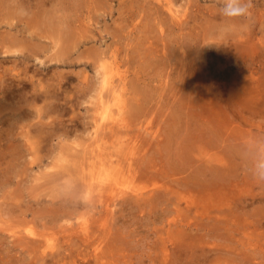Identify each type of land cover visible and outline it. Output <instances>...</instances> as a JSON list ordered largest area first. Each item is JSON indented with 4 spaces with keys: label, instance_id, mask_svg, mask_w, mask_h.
<instances>
[{
    "label": "rangeland",
    "instance_id": "1",
    "mask_svg": "<svg viewBox=\"0 0 264 264\" xmlns=\"http://www.w3.org/2000/svg\"><path fill=\"white\" fill-rule=\"evenodd\" d=\"M2 1H0V14L3 11L6 12L1 7ZM54 1L42 0V7L48 10L47 13L52 10L48 16L49 13L46 15L42 8V19L46 16V21L48 19V22H51V16H53V24L50 22L49 24L44 19L42 33L37 29H40L37 24L35 27L30 26L29 31L34 29L33 33H41L42 36L33 34L32 38L23 41L27 43L25 53L29 58L26 60L19 57V62L23 61L22 65L16 61L17 57L12 52L11 56L7 57L0 52V71L2 72L0 76L3 75L0 110L5 111L0 112V264H264V183L252 178L245 162V156L253 150L254 142L264 141V96L262 94L264 93V61H262L264 52L259 53V50L264 48V0H251L252 7L247 17L237 18L239 20H224L223 17L216 21L214 17L208 16L211 20L208 19L209 23L204 18H207L209 12L213 14L215 12L214 15L219 13L217 0H183L182 4L180 0H174L176 8H181L183 4L186 6L185 14L182 16V20H185L180 22L184 24L181 25H175L172 22L169 18L171 15L169 16L170 13L165 7L160 8L161 14H155L159 11L158 7L163 4L161 3L163 1L159 0H149L146 3V0H73L74 4L72 0ZM103 2L106 4L104 5ZM32 3L35 6L31 4L27 9L31 16L38 10L36 4L39 0H32ZM55 3L58 6V12H53ZM152 4L158 9L154 8L156 11L153 14L151 13L153 8L148 9ZM68 6L71 9L67 11ZM200 7L202 11H205L202 12ZM28 12L25 11V15L27 13L29 18ZM196 13L202 14L198 17ZM38 16L41 19L40 15H35L36 18ZM56 18L65 25L68 24L66 21L68 19L69 27L62 26L60 20ZM149 19L150 21L152 19V23L148 21ZM160 23L162 26L159 25ZM22 24L24 22H20V26ZM46 25L50 30L53 28L52 32L56 30V34L51 35L50 30L48 33ZM61 28H63L62 33H60ZM66 28L71 31L64 33ZM6 29L4 24L0 25V31L4 30V34ZM43 30L48 34L43 33ZM27 34H29L28 30ZM44 34L49 36H43ZM63 35L66 38L72 37L67 40ZM2 37L0 33V38ZM40 37L42 38L38 39ZM61 39L64 41L65 48L62 43L60 44ZM34 40L38 41L36 43L39 46ZM32 41L34 44H29ZM196 42L204 46L199 44L198 47ZM30 45L33 48H28ZM34 45L37 47L35 48ZM247 45H251L254 52L246 48L242 50ZM41 46L42 50L39 48ZM34 52L37 56L32 54ZM197 54L202 56L199 57ZM192 55L194 58L196 56L199 59L202 58L204 62L203 77L209 90H207V96L202 99V108L196 105L198 107L194 110L195 113L200 110L204 112V115L196 114L197 119L192 115L194 117L192 120H195L192 121L191 127L193 126V129L196 127L197 120L206 127V117H210L212 115L210 112L214 109L218 112L217 116L221 121H225L226 118L229 120L231 117L237 143L235 142L234 153H229L230 142L224 127L219 132L220 137L216 136L212 139L216 141L212 142L214 146L211 144L210 152L208 151L204 157L205 160H200L199 157L197 160L194 157V160L190 158V163H185L183 162L185 158L175 157L180 147L177 142L170 141L171 146H169L165 139V136L171 133L164 121L167 120V114L170 111H175L185 93L191 94L190 98L195 99L193 89L181 88L182 94L178 91L180 90L179 82H181L178 80H181L180 74L183 73L181 63L187 62ZM164 56L170 59H165ZM3 58L8 62L2 60ZM160 61H162L161 64ZM100 62L108 64L109 69L118 66L127 75L126 81L129 84L122 97L126 102V113L120 112L118 105L123 101L115 99L108 104V113L104 115L106 118L102 123L104 126L113 122L123 124L121 130L124 134L121 136L132 135L136 139V142L134 139L131 144L107 142L105 151L111 152L121 161L131 156L133 152L134 161L138 160L135 161L134 167L137 166L142 173L137 176L134 183L142 187V191H149L150 194L152 193L150 190L155 189L153 192L156 194H164L166 189L164 182H166L174 189H178V192L169 193L161 203L159 201L155 206L147 205L141 208H130V205L124 201L125 198L135 194L134 191L119 192V195L110 197V202L113 204H111V211L97 212L93 216L92 211H88L89 209L83 205L87 200L82 196L78 197L82 201V206L78 205L73 210L69 207L67 199L71 195V187L67 182L69 178L75 179L79 174L77 165L71 163L70 153L77 148L81 150L82 145L89 141L94 129L95 122L93 124L92 115L95 113L96 99H93V94L96 93L98 84H101V80L98 79L101 78L99 72L102 70L101 67H99L100 71L98 69ZM165 62H170L171 65ZM164 64L168 65L165 69ZM206 65H210L211 68ZM16 66L19 68H15ZM246 75L250 78L248 79ZM115 78L118 79V75H114ZM176 78L178 82H175ZM164 80H166L165 83ZM231 83H238L234 90L232 89L233 91L230 88ZM253 91L254 93H251ZM10 93L14 97L10 96ZM24 95H27L26 98ZM137 96H140L139 99ZM34 97L35 100H33ZM10 99L15 102H10ZM29 102L32 105H29ZM8 107L12 108V111L16 108V112L12 113ZM188 118L191 119V117ZM4 127L9 129L6 128V130ZM25 130L28 131V135ZM35 131L39 133L36 134ZM209 137L202 140V143L210 142ZM40 138L42 140H39ZM157 141H161L159 147L156 145ZM77 143L78 145L73 148V145ZM164 146L169 148H163ZM161 147L168 151L162 149L161 151ZM149 149L152 153L147 152ZM215 152L220 158L217 164L221 173L218 175L217 192L209 190L207 194V189L191 183L184 185V182L179 181L180 178L186 177L184 175H187L189 181L195 166H211L206 163V158ZM163 153L173 155V158ZM144 154L147 156V162ZM235 154L238 156L234 157ZM176 160L178 164L180 163L179 165L176 164ZM164 166L173 167V171L169 172L172 176L165 178L164 175L158 174ZM212 170L215 173L216 169L212 168ZM213 172H211L212 175H214ZM69 174H71L70 177H68ZM209 174L206 178L210 177ZM149 194L145 196H150ZM141 198L145 197L141 196ZM98 208L101 209V206L99 205ZM66 210L73 211L72 216L65 214ZM63 212H65L64 215ZM84 219H88L89 230L95 231L93 236L96 240L95 245L101 241L100 247L106 258L100 262L94 254L95 246L88 247V241L81 244L79 238L76 239L79 236L68 241L65 238L69 228L78 227ZM30 230L38 235H31ZM18 232L24 234L20 235ZM40 233L42 235H39ZM32 238L41 240L43 247L39 248V252L35 249L37 246L33 247L36 244ZM20 240H27V243L19 242ZM45 240L50 244L53 243V246L46 247ZM36 243L39 244V242Z\"/></svg>",
    "mask_w": 264,
    "mask_h": 264
},
{
    "label": "bare ground",
    "instance_id": "2",
    "mask_svg": "<svg viewBox=\"0 0 264 264\" xmlns=\"http://www.w3.org/2000/svg\"><path fill=\"white\" fill-rule=\"evenodd\" d=\"M1 1V0H0ZM35 1V0H34ZM54 1V0H53ZM61 1H63V0H61ZM79 1V0H78ZM149 0H146L145 1V3L146 2H148ZM151 1V0H150ZM154 1V0H153ZM159 1H163V2H161V3H163V4H161L159 7H158V9H159V11H157V12H155V14L156 13H160V8H162V7H165L166 9H167V11L170 13L169 14V16L171 15V17H169L171 20H172V22L176 25V24H179V25H181V24H184V23H180L181 21H184L185 19H183L182 20V16L185 14V7L186 6H181V4H182V2H183V0H180V2H181V4H180V6H181V8H179L178 6H179V4H177L178 6V8H176V4H175V1L174 0H159ZM158 1V2H159ZM37 2V1H36ZM35 2V3H36ZM55 2V1H54ZM57 2V1H56ZM64 2V1H63ZM77 2V1H76ZM75 2V3H76ZM179 2V3H180ZM192 2V1H191ZM62 3V2H61ZM70 3H71V1H70ZM72 3H73V0H72ZM83 3V2H82ZM145 3H144V5H145ZM155 3H157V1L155 2ZM31 4H34V3H32V0L30 1V0H3L2 2H1V7L6 11V12H1L2 14H0V25L1 24H4L6 27H7V29H8V31H7V29H6V31H5V34H4V30L3 31H0V33H1V35L3 36L2 38H0V52L1 53H4V56H11L10 55V53L12 52L13 53V55L15 56V57H17V60L16 61H20V60H18V58L19 57H22L23 59H28L29 57L26 55V53H25V51L27 50H25V46H26V44L27 43H24L23 41L24 40H29L30 39V37L32 38V36H34L33 34H35V33H33L34 32V29H33V31H29V28H30V26H33V27H35V25L37 24L39 27H40V29L39 28H37L41 33H42V31H41V29L42 28H44L43 27V25H45L44 24V22L46 21V16L44 17V19H45V21H44V19H42V8L45 10L44 11V13L46 14L47 13V11L48 10H46L45 9V7H42V0L40 1L39 0V3H37L36 4V7H38V10L37 11H35V12H33V16H31V14L27 11V9L30 7V5ZM46 4V3H45ZM48 4V3H47ZM56 4V3H55ZM64 4V3H63ZM74 4V3H73ZM72 4V5H73ZM103 4L105 5L106 3H104L103 2ZM150 4V3H149ZM154 4V3H153ZM153 4L148 8L149 10H150V8L152 9L153 8V11L151 12L152 14H153V12L154 11H156L155 9H157V8H155V6H153ZM159 4H160V2H159ZM50 5V4H49ZM54 5V4H53ZM53 5H51V7H54ZM67 5V4H66ZM70 5V4H69ZM71 5V6H72ZM76 5V4H75ZM89 5V4H88ZM34 6H35V4H34ZM48 6V5H47ZM60 6H61V4H60ZM153 6V7H152ZM158 6V5H157ZM193 6V5H192ZM57 7V8H56ZM66 7V6H65ZM73 7V6H72ZM99 7V6H98ZM145 7H148V6H145ZM211 7H212V5H211ZM214 7V6H213ZM1 8V10H3ZM60 8V7H59ZM62 8H63V6H62ZM70 7L68 6V8H67V11H68V9H69ZM140 8H142V6L140 7ZM155 8V9H154ZM192 8V7H191ZM208 9H209V7H207ZM218 8V7H217ZM35 9V8H34ZM49 9V8H48ZM53 9V12H58L57 10H58V6H57V4H56V6H55V8H52ZM56 9V11H54ZM71 9V8H70ZM147 9V8H146ZM157 9V10H158ZM197 9H199V8H197ZM193 10V9H192ZM191 10V11H192ZM200 10H201V7H200ZM211 10H213V9H211ZM25 11L26 12H28L29 14H30V17L28 18V14L26 13V15H25ZM50 11V10H49ZM52 11V10H51ZM50 11V12H51ZM61 11H62V9H61ZM63 11L65 12V10H64V8H63ZM146 11V10H145ZM166 11V13H167V16H168V12ZM202 11V10H201ZM203 11H205V10H203ZM202 11V12H203ZM214 11H215V9H214ZM50 12H48L47 14H48V16H50ZM148 12V11H147ZM217 12V11H216ZM218 13V12H217ZM40 15V18L41 19H39V16L36 18L35 17V15ZM46 14V15H47ZM145 14V13H144ZM150 14V13H149ZM152 14H150V15H152ZM161 14V13H160ZM160 14H158V15H160ZM197 15H198V17H199V15L200 14H202V13H200V14H198V13H196ZM204 14H205V12H204ZM209 15H207V18H204L205 19V21L206 20H208L209 18H208V16L209 17H214L215 19H216V21L219 19V18H223V16L222 15H220V13H218V14H216V15H214L215 14V12H214V14H213V12H209L208 13ZM58 15V14H57ZM56 15V16H57ZM145 15H148L147 13L145 14ZM164 15V14H163ZM206 15V14H205ZM44 16V15H43ZM59 16V18H60V15H58ZM149 16V15H148ZM153 16V15H152ZM157 16V15H156ZM155 16V17H156ZM61 17H62V15H61ZM150 17V16H149ZM154 17V16H153ZM190 17H192V16H190ZM196 17V16H195ZM204 17H206V16H204ZM15 18H18V20L16 19L15 20ZM53 18V16H51V22L50 23H52V21L54 20V19H52ZM54 18H55V16H54ZM63 19H64V17H62ZM61 18V19H62ZM157 18H158V16H157ZM187 18V17H186ZM192 18H194V16L192 17ZM197 18V17H196ZM213 18V19H214ZM56 19H58V18H56ZM156 19V18H155ZM162 18L160 17V20H161ZM166 19H168V18H166ZM215 19H214V21H215ZM226 18H224V20H225ZM15 20V21H14ZM43 20V21H42ZM58 20H60V19H58ZM163 20V19H162ZM161 20V21H162ZM187 20H188V18H187ZM191 20V19H190ZM196 20V19H195ZM210 20V19H209ZM209 20H208V23H209ZM237 20H239V19H237ZM40 21L42 22V23H40ZM63 21V20H62ZM65 21V20H64ZM66 21H67V23L69 24V22H68V19H66ZM150 23H152V19H151V21H150V19L148 20ZM155 22H156V20H154ZM158 21V20H157ZM161 21H159V22H161ZM168 21H170L169 19H168ZM211 21V20H210ZM228 21V20H227ZM20 22H24V24H22L21 26H20ZM25 22H26V24H25ZM46 22H48V19H47V21ZM48 22V23H49ZM60 22H61V20H60ZM71 22V21H70ZM171 22V23H172ZM189 22V21H188ZM194 22V21H193ZM219 22V21H218ZM222 22V21H221ZM230 22V21H229ZM232 22V21H231ZM241 22V21H240ZM49 23V24H50ZM57 23H59L58 21H57ZM62 23V26L64 25L65 27L68 25H65V23L64 22H61ZM61 23L59 24L60 25V27H61ZM64 23V24H63ZM164 23V22H163ZM165 23H166V21H165ZM164 23V24H165ZM169 23V22H168ZM168 23H167V27H168ZM195 23V22H194ZM203 23V22H202ZM47 24V23H46ZM49 24H48V26H49ZM53 24V23H52ZM155 24V23H154ZM188 24V23H187ZM231 24V23H230ZM41 25V26H40ZM59 25L57 24V26L59 27ZM151 25H153V24H151ZM159 25H161V23L159 24ZM191 25V24H190ZM52 26V25H51ZM162 26V25H161ZM185 26L186 25H184L183 27H184V29H186L185 28ZM206 26V25H205ZM46 28H47V25L45 26ZM57 27V28H58ZM64 27V28H65ZM67 27H69V26H67ZM36 28H35V30H36ZM51 28V27H50ZM161 28V27H160ZM163 28H164V26H163ZM180 28V27H179ZM190 28H191V26H190ZM182 29V28H181ZM195 29V28H194ZM198 29V28H197ZM201 29V28H200ZM27 30H28V32H29V34H27ZM45 30V29H44ZM43 30V33L44 32H46V31H44ZM47 30V32L49 33V30L50 29H46ZM52 30H53V28H51V30H50V34L51 35H54V34H56L55 33V31H53L52 32ZM62 30H63V28H61V31H60V33H62ZM188 30V29H187ZM193 30V29H192ZM199 30V29H198ZM64 33H67L66 31H71V30H67V28L66 29H64ZM3 32V33H2ZM36 32V31H35ZM46 32V33H47ZM57 32V31H56ZM177 32H180V31H177ZM187 32V31H186ZM41 33L39 34V33H36L35 35L36 36H42L41 35ZM47 33V34H48ZM72 33V32H71ZM173 33H175L174 31H173ZM173 33H171V34H173ZM188 33V32H187ZM4 34V35H3ZM47 34H44L43 36H47ZM73 34V33H72ZM71 34V35H72ZM176 34V33H175ZM177 34H180V33H177ZM183 34V33H182ZM191 34V33H190ZM69 35V34H68ZM189 35V34H188ZM49 36V35H48ZM47 36V37H48ZM57 36V35H56ZM64 36V35H63ZM62 36V37H63ZM58 37V36H57ZM61 37V38H62ZM70 37V39H71V37L72 36H69ZM68 36H67V38H69ZM185 37V36H184ZM196 37V36H195ZM198 37H199V35H198ZM42 37H40V38H38V39H41ZM56 38V37H55ZM64 38H66V36H64ZM66 38V39H67ZM188 39V38H187ZM190 39V38H189ZM57 40V39H56ZM58 40H59V38H58ZM63 39H61V42H60V44L62 43V45H63V42L64 41H62ZM67 40H69V39H67ZM82 40V42H83V38L81 39ZM197 40V39H196ZM35 41V40H34ZM60 41V40H59ZM72 41V40H71ZM70 41V42H71ZM29 42V41H28ZM36 42H38V41H35V44H37ZM69 42V43H70ZM73 42V41H72ZM89 42V41H88ZM184 43V42H183ZM197 43V46L199 47V44L200 43H198V42H196ZM29 44H34L33 43V41L31 42V43H29ZM67 44V43H66ZM76 44H78V42H76ZM82 44V43H81ZM194 44V43H193ZM247 44V43H246ZM248 44H250V42L248 43ZM41 45H42V43H41ZM73 45V44H72ZM201 45H203V44H200V46ZM212 45V44H211ZM216 45V44H215ZM256 45V44H255ZM35 46V48L37 47V46H39L38 44H37V46L36 45H34ZM64 46V45H63ZM68 46V45H67ZM66 46V47H67ZM181 46H183V45H181ZM186 45H184V47H185ZM204 46V45H203ZM202 46V47H203ZM209 46V45H208ZM238 46V45H237ZM28 47V46H27ZM62 47V46H61ZM69 47V46H68ZM75 47V46H74ZM184 47H183V50H184ZM195 47V46H194ZM201 47V48H202ZM205 47H207L206 45H205ZM28 48H33V47H31V45L28 47ZM34 48V49H35ZM39 48H41L40 50H42V46L41 47H39ZM64 48H65V46H64ZM72 48V47H71ZM165 48V47H164ZM181 48V47H180ZM214 48V47H213ZM231 48V47H230ZM250 49V50H252V52H254V50H253V48H252V46L251 45H247V46H245V47H243L242 48V50H244V49ZM258 48H259V46H258ZM74 49V48H73ZM166 49V48H165ZM245 49V50H246ZM264 49V48H263ZM263 49H260L259 50V53H260V51H261V53H263L264 51H263ZM36 51H37V49H35ZM66 51H67V48L65 49ZM160 50V49H159ZM158 50V51H159ZM204 50H207V49H204ZM225 50H226V48H225ZM33 51V50H32ZM61 51V50H60ZM201 51V50H200ZM216 51V50H215ZM218 51V50H217ZM227 51V50H226ZM229 51V50H228ZM65 52V51H64ZM63 52V53H64ZM68 52V51H67ZM154 52V51H153ZM160 52V51H159ZM163 52V51H162ZM165 52V51H164ZM244 52V51H243ZM11 53V54H12ZM30 53V52H29ZM66 53V52H65ZM151 53H152V51H151ZM158 53V52H157ZM196 53H198L197 51H196ZM195 53V54H196ZM200 53V52H199ZM202 53V52H201ZM206 53V52H205ZM204 53V54H205ZM217 53V52H216ZM216 53H215V55H216ZM219 53V52H218ZM27 54H28V52H27ZM32 54H35V52L34 53H32ZM32 54H29L30 56L32 55ZM61 54H62V51H61ZM60 54V55H61ZM162 54V53H161ZM210 54V53H209ZM18 55H20V56H18ZM36 55V54H35ZM35 55H32V56H34L35 57ZM63 55V54H62ZM61 55V56H62ZM197 55H199V54H197ZM253 55V54H252ZM257 55V54H256ZM264 55V54H263ZM2 56V55H1ZM37 56V55H36ZM201 56H202V54H201ZM200 55H199V57H201ZM206 56V55H205ZM210 56V55H209ZM148 57V56H147ZM182 57L184 58V56L182 55ZM186 57V56H185ZM198 56H196L195 58L193 57V55H192V58H188V60H187V62H185L184 63V61L181 63V65H182V67H183V73L182 74H180V76H181V80H178V81H181V82H179L180 83V90H178V91H181V88H187V89H193L194 90V92H195V99H191L190 97H191V94H188V95H186V93H185V96H183V97H181V102H179V101H176L177 103L179 102V104H177L178 106H177V108H175V111H170V113H168L167 114V120L166 121H164L166 124H167V126H168V129H169V131H170V133L171 134H169V133H167V134H169L168 136H165V135H167V134H165L164 136L166 137L165 139L168 141V144H169V146H171L170 144V141H175V142H177V144H178V146H180L179 148H178V151H177V155L175 156V157H182V158H185V161H183V162H185V163H188L189 162V160H190V158H192L193 160H194V157L197 159V157H199V159L200 160H202V159H204L205 160V156L208 154V151L211 149L210 147H211V144H212V142H214L215 143V141H216V139L215 140H213L212 141V139L215 137L216 138V136L218 137L219 136V132H221L222 131V129L225 127V129H226V135H227V139H229V142H230V144H229V153L231 152L232 154L234 153V147H235V142L237 141H235V138H236V136H235V133H234V126H233V122H232V120H231V117L229 118V120H228V118H226L225 119V121H221L220 120V118H218V112H216L214 109L210 112L212 115H210V117L209 116H207L206 117V127H203L202 125L203 124H201L202 122H200L199 120H197V123H196V127H194V129L191 127V125H193L192 124V121H194L195 119H193L192 120V118H196L197 119V117H196V114H198L199 116H201L203 113L199 110V112L198 113H195V107H198V106H200V108H202V99L205 97V96H207V90H209L208 89V87L206 86V83H205V78L203 77V75H204V73H203V69H202V67H203V64H204V62H203V60H201L202 58H197ZM235 57V56H234ZM239 57V56H238ZM258 57V56H257ZM264 57V56H263ZM1 58V57H0ZM5 58V57H4ZM4 58L2 59V60H4ZM21 58V59H22ZM36 58H38V57H36ZM59 58V57H58ZM158 58V57H157ZM157 58H155V59H157ZM164 58L166 59H170V58H168V57H166V56H164ZM197 58V59H196ZM204 58V57H203ZM230 58V57H229ZM15 59V58H14ZM26 59V60H27ZM154 59V58H153ZM186 59V58H185ZM206 59H208V57L206 58ZM261 59V58H260ZM30 60V59H29ZM183 60V59H182ZM200 60V61H199ZM213 60V59H212ZM5 61V60H4ZM149 61V60H148ZM155 61V60H154ZM165 61V60H164ZM170 61H172V60H170ZM262 61H264V59L262 60ZM5 62H8V60L7 61H5ZM25 62V61H24ZM30 62V61H29ZM95 62V61H94ZM161 62L162 61H160V64H161ZM206 62V61H205ZM211 62H213V61H211ZM1 63H2V61H1ZM14 62H12V64H13ZM19 63H21V62H19ZM96 63H98V62H96ZM96 63H94L95 65H96ZM149 63H150V61H149ZM166 64H170V62L169 63H167V62H165ZM214 63V62H213ZM212 63V64H213ZM231 63V62H230ZM257 63V62H256ZM11 64V63H10ZM17 64V63H16ZM23 64V61H22V63L20 64V65H22ZM93 64V63H92ZM159 64V63H158ZM210 64V63H209ZM238 64H240L239 62H238ZM3 65V64H2ZM165 65V64H164ZM163 65V66H164ZM171 65V64H170ZM169 65V66H170ZM263 65V64H262ZM5 66V65H4ZM15 66V65H14ZM26 66V65H25ZM108 64H106V63H104V62H100V64H99V66H98V69H99V67H101L102 68V70H101V72H99L100 71V69H99V71H97V72H99V73H101V78H98V79H100L101 80V84L99 83L98 85H99V87H98V89H97V91H96V93L95 94H93V99H96V106H95V113H93V117H92V119L94 120L93 121V124H94V122H95V124L93 125L94 126V129H93V131H92V133H91V136H90V138H89V141L86 143H84V145H82V149L81 150H79L77 147V150H75L74 152H71L70 154V156H71V159H72V161H71V163L72 164H76L77 165V167H78V172H79V174H77V176L75 177V179H74V177L73 178H69V180H68V185L71 187V195H70V197H68V202H69V204L68 205H70L69 207H71L72 208V210L75 208V207H77L78 205H81L82 206V201H81V199L80 198H78L79 196H82V197H84L87 201L85 202V203H83V205H85L89 210L88 211H92V215L93 216H95V214L98 212V213H100L101 211H104V212H109V211H111V208H112V203L110 202V197H112L113 198V196H115V195H119V192H121V193H125V192H131V191H134V193L135 194H133V195H131L130 197H127V198H125V200L124 201H126L127 202V204H129L130 205V208H133V207H137V208H141L142 206H150V207H152V206H155L159 201H160V203H161V201L162 200H164L168 195H169V193H172V192H178L177 190L178 189H174L173 187H172V185H169L168 183H166V182H164V186H166V189H165V193L164 194H156L155 192H153L155 189H151L150 191L152 192V193H148V192H144V191H142L141 190V188L142 187H140V186H138L137 184H135L134 182H135V180L137 179V176H139V175H142V173H141V169H138V167L136 166V167H134V164H135V161L137 160H135L134 161V157H133V152H132V154H131V156H127L126 158H123L122 160L124 161H121L120 159H118V158H116V156L114 157V155L111 153V152H107V151H105V149H106V143L107 142H111V143H119V142H126V143H128V144H131V142L135 139V136H130V135H123V136H121L122 134H124V132H122L123 130H121L122 128H121V125H123V124H120V123H116V122H113L112 124H106L105 126L103 125V123H102V121L106 118L104 115H106L107 113H108V104L111 102V101H113V100H121V102H122V104H118L119 106H120V112H122V113H126V109H125V107H126V102H124V100L122 99V97L125 95V91H126V87H127V85H129V84H127V75L117 66V67H110V69L108 68ZM111 66V65H110ZM160 66V65H159ZM166 66L168 67V65H165L164 66V69L166 68ZM180 66V65H179ZM209 66V68H211L210 67V65H208ZM207 65H206V67H208ZM237 66V65H236ZM6 67V66H5ZM27 67V66H26ZM161 67V66H160ZM170 67H173V66H170ZM214 67V66H213ZM7 68V67H6ZM9 68V67H8ZM15 68H19V67H15ZM21 69H22V66L20 67ZM187 68H188V70H187ZM204 68V67H203ZM248 68V67H247ZM264 68V67H263ZM19 70V69H18ZM27 70V69H26ZM26 70H24V71H26ZM97 70V69H96ZM216 70V69H215ZM219 70V69H218ZM232 70V69H231ZM246 70V69H245ZM8 71V70H7ZM6 71V72H7ZM169 71V70H168ZM167 71V72H168ZM174 71V70H173ZM176 71H177V69H176ZM175 71V72H176ZM27 72V71H26ZM175 72H174V74H175ZM209 72L211 73V71L209 70ZM0 73H2L1 71H0ZM173 73V72H172ZM215 73V72H214ZM6 74V73H5ZM9 74V73H8ZM12 74H14V73H12ZM20 74H22V73H20ZM98 74V73H97ZM177 74V73H176ZM220 74H221V72H220ZM240 74H242V73H240ZM244 74V73H243ZM99 75V74H98ZM114 75L116 76V75H118V79H114ZM129 75V74H128ZM138 75V74H137ZM215 75V74H214ZM217 75V74H216ZM2 76L3 75H1L0 76V91L2 90V88H1V80H3L2 79ZM27 76V75H26ZM25 76V77H26ZM131 76V75H130ZM133 76V75H132ZM143 76V75H142ZM167 76V75H166ZM213 76V75H212ZM241 76V75H240ZM245 76V75H244ZM4 77H5V75H4ZM9 77V76H8ZM98 77H100V75L98 76ZM168 77V76H167ZM175 77V76H174ZM207 77V76H206ZM246 77H247V75H246ZM177 78H179L178 76H177ZM177 78L175 79V82H178V81H176L177 80ZM212 78V77H211ZM210 78V79H211ZM217 78V77H216ZM219 78V77H218ZM228 78V77H227ZM231 78V77H230ZM248 78V77H247ZM250 78V77H249ZM248 78V79H249ZM141 79V78H140ZM169 79V78H168ZM237 79H239L238 77H237ZM236 79V80H237ZM245 79V78H244ZM8 80V79H7ZM132 81H133V79H131ZM214 80V79H213ZM220 80H222V79H220ZM224 80V79H223ZM222 80V81H223ZM232 80V79H231ZM242 80V79H241ZM247 80V79H246ZM40 81V80H39ZM152 81V80H151ZM165 81L166 80H164V83H165ZM170 81V80H169ZM208 81H209V78H208ZM211 81V80H210ZM234 81V80H233ZM239 81V80H238ZM244 81V80H243ZM263 81V80H262ZM6 82H8V81H6ZM139 82H140V80H139ZM153 82V81H152ZM151 82V83H152ZM23 83V82H22ZM97 83V82H96ZM145 83V82H144ZM179 83H177V84H179ZM230 83V82H229ZM260 83H262V82H260ZM137 84V83H136ZM172 84V83H171ZM170 84V85H171ZM223 84V83H222ZM238 83H236V84H234V83H231V85H230V88H231V90L233 89V88H235V86L237 85ZM131 85V84H130ZM146 85V84H145ZM150 85V84H149ZM162 85V84H161ZM229 85V84H228ZM262 85V84H261ZM23 86V85H22ZM91 86V85H90ZM139 86H140V83H139ZM147 86V85H146ZM209 86V85H208ZM216 86V85H215ZM219 86V85H218ZM221 86V85H220ZM92 87V86H91ZM90 87V88H91ZM152 87V86H151ZM164 87V86H163ZM170 87V86H169ZM172 87H174L173 85H172ZM172 87L170 88V90L172 89ZM178 87V86H177ZM225 87H227V86H225ZM239 87V86H238ZM262 87V86H261ZM87 88H89V87H87ZM133 88V87H132ZM141 88H142V86H141ZM221 88V87H220ZM220 88H217V89H220ZM153 89V88H152ZM224 89V88H223ZM256 89V88H255ZM261 89V88H260ZM3 90H5V89H3ZM91 90V89H90ZM95 90V89H94ZM143 90V89H142ZM155 90V89H154ZM184 90V89H183ZM213 90V89H212ZM214 90H216V89H214ZM227 90V89H226ZM231 90H229V91H231ZM234 90V89H233ZM232 90V91H233ZM263 90V89H262ZM151 91V90H150ZM240 91V90H239ZM245 91V90H244ZM95 92V91H94ZM148 92V91H147ZM185 92V91H184ZM191 92V91H190ZM209 92V91H208ZM218 91H216V93H217ZM263 92V91H262ZM261 92V93H262ZM93 93V92H92ZM132 93V92H131ZM175 93V92H174ZM183 93V91H181V94ZM188 93H189V91H188ZM219 93V92H218ZM251 93H254V91L253 92H251ZM4 94H5V91H4ZM11 95L10 96H13L12 95V93H10ZM13 94H14V92H13ZM180 93H179V95H181ZM209 94V93H208ZM247 94V93H246ZM263 94V96H264V93H262ZM217 95V94H216ZM255 95V94H254ZM1 96V95H0ZM7 96V95H6ZM8 96H9V94H8ZM25 96H27V95H24V98H26ZM135 96V95H134ZM214 96V95H213ZM230 96V95H229ZM14 97V96H13ZM140 97V96H139ZM139 97L137 96V99H139ZM245 97V96H244ZM254 97V96H253ZM3 98V97H2ZM12 98V97H11ZM30 98V97H29ZM176 98V97H175ZM175 98H174V100H175ZM233 98V97H232ZM251 98V97H250ZM264 98V97H263ZM262 98V99H263ZM6 99V98H5ZM219 99H220V97H219ZM7 100H9V98L7 97ZM27 100V99H26ZM32 100V99H31ZM33 100H35V97H34V99ZM39 100V99H38ZM178 100V99H177ZM216 100V99H215ZM217 100H218V98H217ZM259 100V99H258ZM5 101V100H4ZM14 100L12 99V101H11V99H10V102H13ZM20 102H21V100H19ZM225 101H227V100H225ZM254 101V100H253ZM252 101V102H253ZM263 101V100H262ZM9 102V103H10ZM15 102V101H14ZM36 102V101H35ZM215 102V101H214ZM217 102V101H216ZM228 102H230V101H228ZM250 102V101H249ZM2 102H0V104H1ZM251 103V102H250ZM17 104V103H16ZM24 104V103H23ZM31 103L29 102V105H30ZM216 104V103H215ZM247 104V103H246ZM32 105V104H31ZM196 105H198V106H196ZM202 105V106H201ZM214 105V104H213ZM212 105V106H213ZM228 105V104H227ZM248 105V104H247ZM133 106H136V104H133ZM7 107V106H6ZM229 107V106H228ZM4 108H5V104H4V107L2 108L3 110H4ZM8 108H10V107H8ZM234 108V107H233ZM12 108H10V111H12L11 110ZM16 109V108H15ZM14 108H13V111L14 112H16V110H15ZM20 109V108H19ZM19 109H17V110H19ZM22 109H23V105H22ZM35 109H36V107H35ZM174 109V108H173ZM230 109V108H229ZM26 110H29V109H27L26 108ZM25 110V111H26ZM172 110V109H171ZM197 110H198V108H197ZM231 110V109H230ZM2 110H0V112H1ZM8 111H9V109H8ZM13 111H12V113H13ZM24 111V110H23ZM219 111V110H218ZM233 111H235V110H233ZM237 111V110H236ZM235 111V112H236ZM5 112V111H4ZM3 111H2V113H4ZM27 112H29V111H27ZM238 112V111H237ZM26 113V112H25ZM231 113V112H230ZM261 113V112H260ZM10 114V113H9ZM8 114V115H9ZM192 115L194 116V117H192ZM204 115V114H203ZM12 116V115H11ZM23 116H25V114H23ZM184 117V118H183ZM188 117H191V119H189ZM263 117V116H262ZM185 118H187V119H185ZM4 119H5V117H4ZM11 119V118H10ZM16 119H17V117H16ZM19 119V118H18ZM3 120V119H2ZM39 120H41V119H39ZM6 121V120H5ZM235 121V120H234ZM4 122V121H3ZM39 122V121H38ZM42 124V122L40 123V125ZM26 125V124H25ZM24 125V126H25ZM39 125V124H38ZM39 125V126H40ZM42 126V125H41ZM124 126V125H123ZM8 127V126H7ZM6 127V128H7ZM28 127V126H27ZM29 127H30V125H29ZM28 127V128H29ZM5 128V127H4ZM5 128V129H6ZM7 129H9V128H7ZM6 129V130H7ZM2 130V129H1ZM5 130V131H6ZM160 130V129H159ZM28 131H30V128L28 129ZM27 131V132H28ZM42 131V130H41ZM40 131V132H41ZM162 131V130H161ZM184 131V132H183ZM25 132H26V130H25ZM27 132H26V134H27ZM36 132V131H35ZM126 132V131H125ZM147 132H149V131H147ZM151 132V131H150ZM37 133H39V132H36V134ZM152 133V132H151ZM163 134H164V131L162 132ZM29 134V133H28ZM27 134V135H28ZM159 134V133H158ZM206 134L208 135V136H206ZM41 135H39V137H40ZM151 136V135H150ZM209 136H211V137H209ZM125 137V138H124ZM152 137V136H151ZM158 137V136H157ZM210 138V140H208V141H210V142H205L204 144L202 143V140H206V138ZM220 137V136H219ZM241 137H242V135H241ZM123 138V139H122ZM164 138V137H163ZM81 139V138H80ZM138 139V138H137ZM150 139V138H149ZM39 140H42L41 138L39 139ZM75 140V139H74ZM240 140V139H239ZM249 140H250V138H249ZM72 142H73V139L71 140ZM79 141H81V140H79ZM79 141H77V142H79ZM83 141V140H82ZM159 141V140H158ZM156 142V145L159 147V144L161 143V141L160 142ZM165 141V140H164ZM163 141V142H164ZM75 142H76V140H75ZM135 142H136V139H135ZM74 143V142H73ZM81 143V142H80ZM83 143V142H82ZM81 143V144H82ZM148 143V142H147ZM164 143H166V142H164ZM209 143V144H208ZM237 143V142H236ZM244 143V142H243ZM163 144V143H162ZM161 144V145H162ZM167 144V143H166ZM174 144V143H173ZM241 144V143H240ZM73 145V144H72ZM76 145H78V143L77 144H75V145H73L74 147L73 148H75V146ZM70 146V145H69ZM81 146V145H80ZM168 146V145H167ZM212 146H214L213 144H212ZM243 146H246V145H243ZM132 148V147H131ZM163 148H169V147H163ZM162 149V147L160 148V150ZM175 149V148H174ZM228 149V148H227ZM150 150L151 149H149L147 152H149V153H152V151L150 152ZM153 150V149H152ZM163 151L165 150V149H162ZM161 150V151H162ZM203 150H204V153H203ZM217 150V149H216ZM165 151H168V149L167 150H165ZM172 151V150H171ZM219 151V150H218ZM224 151V150H223ZM225 151H227L226 149H225ZM238 151V150H237ZM130 152V151H129ZM140 152V151H139ZM173 152V151H172ZM210 152V151H209ZM228 153V154H229ZM138 154V153H137ZM147 154V153H146ZM163 154H166V153H163ZM227 154V155H228ZM248 154V153H247ZM129 155V154H128ZM167 156H170V155H168V154H166ZM171 155H172V153H171ZM201 155H203V157L201 156ZM244 155H245V153H244ZM136 156V155H135ZM144 156H145V161L147 162V160H146V158H147V156L144 154ZM163 157H164V155H162ZM173 156V155H172ZM172 156H170V157H172ZM235 156H238V155H234V157ZM186 157H188V158H186ZM246 157V156H245ZM121 158V157H120ZM138 158H140V157H138ZM169 158V157H168ZM173 158V157H172ZM172 158H171V160H172ZM142 159V158H141ZM149 159V158H148ZM180 159V158H179ZM195 159V160H196ZM220 158H219V156L217 155V152H215V153H212V154H210L207 158H206V163L207 164H210L211 166H208V165H206L205 167H204V165L203 166H195V168H194V172L192 173V175H190L191 177L189 178V181H188V178H187V175H184V176H186V177H184V178H180V180L179 181H181V182H184V185H187V184H189V183H191L192 185H194V186H197V187H200V188H204V189H207L208 190V192H207V194H209V190H211L212 192H217V189H218V183H217V181H218V179H219V177H218V175H221V173H220V168H219V166H218V161H220L219 160ZM143 160V159H142ZM164 160V159H163ZM175 160V159H174ZM173 160V163L175 162ZM184 160V159H183ZM198 160V159H197ZM138 161V160H137ZM139 161H140V159H139ZM169 161V160H168ZM177 161V160H176ZM180 161V160H179ZM152 162V161H151ZM164 162V161H163ZM167 162V161H166ZM169 162H171V161H169ZM199 162V161H198ZM201 162V161H200ZM172 163V162H171ZM190 163V162H189ZM152 164V163H151ZM176 164H178V161H177V163ZM180 164V163H179ZM178 164V165H179ZM197 165H198V163H196ZM204 164V163H203ZM149 165V164H148ZM171 165V164H170ZM174 166H175V163L173 164ZM233 165V164H232ZM75 166V165H74ZM144 166H146V164L144 165ZM152 166H154V165H152ZM183 166V165H182ZM193 166V165H192ZM142 167V166H141ZM149 167V166H148ZM151 167V166H150ZM171 167V166H170ZM168 167V166H164L163 168L161 167V171H160V173H158L159 175H164V177L166 178V177H170V176H172V173H169V172H172L173 171V167ZM188 167V166H187ZM212 168L213 169H216V170H214L215 171V173L213 172V170H212ZM69 169V168H68ZM155 169V168H154ZM174 169H176L175 167H174ZM175 171V170H174ZM181 172V171H180ZM208 172V173H207ZM209 172H210V174H209ZM211 172H213V174L214 175H212V173ZM63 174H65V173H63ZM66 174H68V173H66ZM65 174V175H66ZM152 174V173H151ZM207 174H209L210 175V177L209 178H206V176H208ZM230 174V173H229ZM225 175V174H224ZM223 175V176H224ZM71 176V174H69V176L68 177H70ZM174 176V175H173ZM183 176V175H182ZM216 177H218V178H216ZM225 177V176H224ZM127 180V181H126ZM132 180V181H131ZM174 180H175V178H174ZM223 181H226V180H224L223 179ZM131 182V183H130ZM166 183V184H165ZM178 185V184H177ZM118 187V188H117ZM116 190V191H115ZM157 192V191H156ZM111 193V194H110ZM118 193V194H117ZM146 194H149L150 196H145ZM206 195V194H205ZM141 196H144L145 198H141L140 199V197ZM84 201V200H83ZM98 203V204H97ZM112 204V205H111ZM99 205L101 206V209H99L98 207H99ZM157 207V206H156ZM141 210V209H140ZM154 210V209H153ZM196 210H198V209H196ZM64 213L65 212H63V215H64ZM72 213H73V211H71V210H69V211H67L66 210V213L65 214H67V215H70V216H72ZM61 214V213H60ZM60 216V215H59ZM94 219V218H93ZM98 220V219H97ZM89 222H88V219H84V220H82L80 223H79V226L78 227H74V226H72V227H70L69 228V231H68V233H67V235H66V240L68 241V240H73L74 238H76L77 236H79V237H77L76 239H78L79 238V240H80V243L81 244H84L86 241H88V247L89 246H95L94 247V254H95V257H96V259L100 262V260H102L103 258H106V255H104V251L102 250V247H100V245H101V241L99 242V244L98 243H96L97 245H95V239L93 238V236H94V234H95V231H91V230H89ZM4 228V227H3ZM4 229H6V227L4 228ZM80 230V231H79ZM23 231V230H22ZM15 232V231H14ZM15 233H17V232H15ZM29 233H31V235H35L36 233L35 232H33V231H29ZM18 234H20L19 232H18ZM22 234H24V233H21L20 235H22ZM46 234V233H45ZM12 235V234H11ZM36 235H38V234H36ZM39 235H42V233H40ZM13 236H15V235H13ZM98 236V235H97ZM96 236V237H97ZM95 237V238H96ZM26 238V237H25ZM93 238V239H92ZM33 239V238H32ZM92 239V240H91ZM34 241H35V243L34 244H36V245H34V244H32V246L35 248L36 246H37V248H35L36 250H38V252H39V248H41V247H43L42 246V243H41V240H39V239H33ZM103 240V239H102ZM166 240V239H165ZM27 241V240H26ZM26 241H24V240H20L19 242H22V243H24V244H26L27 242ZM29 241V240H28ZM90 241V242H89ZM33 242V241H32ZM36 242H39V244L38 243H36ZM45 242H47V244H46V247H52L53 246V243L52 244H50L47 240H45ZM29 244V243H28ZM70 244V243H69ZM183 245V244H182ZM33 248V249H34ZM113 248V247H112ZM178 248V247H177ZM31 249V248H30ZM44 249V248H43ZM102 250V251H101ZM112 250H114V249H112ZM32 251V250H31ZM35 253H37L36 251H34ZM47 252V251H46ZM64 252V251H63ZM103 252V253H102ZM42 253V252H41ZM40 253V254H41ZM39 254V255H40ZM44 254V253H43ZM107 254V253H106ZM53 255V254H52ZM108 256H109V254H108ZM42 257V256H41ZM43 258H45V256H43ZM42 260V259H41ZM42 262V261H41ZM110 262V261H109ZM109 262H107V263H109ZM44 263V262H43ZM167 264V263H166Z\"/></svg>",
    "mask_w": 264,
    "mask_h": 264
},
{
    "label": "clouds",
    "instance_id": "3",
    "mask_svg": "<svg viewBox=\"0 0 264 264\" xmlns=\"http://www.w3.org/2000/svg\"><path fill=\"white\" fill-rule=\"evenodd\" d=\"M220 15L228 20L247 17L251 0H217ZM248 173L254 180L264 183V141H255L254 148L245 158Z\"/></svg>",
    "mask_w": 264,
    "mask_h": 264
}]
</instances>
